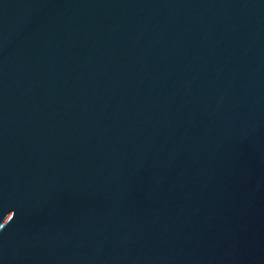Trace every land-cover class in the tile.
<instances>
[{
  "label": "water",
  "instance_id": "95a60500",
  "mask_svg": "<svg viewBox=\"0 0 264 264\" xmlns=\"http://www.w3.org/2000/svg\"><path fill=\"white\" fill-rule=\"evenodd\" d=\"M0 264H264V0H0Z\"/></svg>",
  "mask_w": 264,
  "mask_h": 264
}]
</instances>
